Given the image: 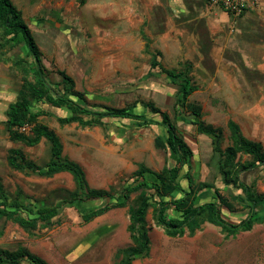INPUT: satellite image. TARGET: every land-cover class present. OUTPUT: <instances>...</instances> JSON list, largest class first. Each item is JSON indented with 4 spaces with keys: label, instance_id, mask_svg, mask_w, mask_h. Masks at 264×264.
<instances>
[{
    "label": "rangeland",
    "instance_id": "1",
    "mask_svg": "<svg viewBox=\"0 0 264 264\" xmlns=\"http://www.w3.org/2000/svg\"><path fill=\"white\" fill-rule=\"evenodd\" d=\"M103 1L106 2V0H102L101 4ZM154 1L156 2V0ZM12 2L23 12V17L33 37L43 51L44 66L57 70L56 73H50L52 78L63 81L65 77L58 70L66 71L75 80L77 89L80 91L84 86L83 75L89 62L82 56V47L77 50V45L95 39L99 43L105 36L109 40L127 38L130 35L126 31L129 29L130 18L132 19L133 16L141 18L142 16L133 12V4L140 6V10L146 8L145 5H147L144 4L146 0H119L121 3L115 8L119 21L105 30L101 28V23L97 22V16L102 14L98 9L93 11L90 9L85 24H82L84 21L76 14L65 17V13L58 9L43 6L42 10L35 13L36 6L33 4H38L42 0H12ZM38 20L41 21L40 25L37 23ZM239 20L240 18L237 23ZM41 25H52V27L44 30L41 29ZM153 25L154 23H151L150 27ZM86 26L88 27L83 29ZM230 28L229 24L228 29L230 30ZM75 30L79 32L81 39L72 35ZM69 34H71V39H68ZM242 36L246 38L244 33ZM18 40L21 41L22 37H19ZM94 44L98 45L95 42ZM69 50L73 60L66 58ZM59 51L61 55H58ZM2 53L4 61L0 59V86L1 89H4L2 92H6L8 96L0 95V154L3 156L0 157V182L11 197L9 202H13L12 200L17 198L19 190L22 192L20 200L23 202L34 201L35 203L36 201L39 202V205L43 202L50 205L63 202L68 199V193L76 187L71 174L64 172L52 178L36 174L25 175L11 169L7 164L6 156L9 149L14 147L21 148L29 161L44 166L49 160L50 144L42 140L38 146L30 148L21 143L10 141L7 127H4L3 122L8 104L15 99L21 85V75L13 67V61L18 57H25L27 52L24 42H22L15 47L8 46ZM228 53L230 52L228 51ZM233 62L243 69L246 68L249 71V76L253 79L252 94L241 90L244 99L250 101L248 104L253 103L252 109H230L221 94L208 92L210 90L208 88L195 93L190 101L202 107L205 122L223 130L224 149L230 144L227 122L230 117L235 118V116H242L241 114L253 116L252 123H242L241 126L248 137H252L264 146V62L261 64L253 60L246 61L245 58L240 59L237 55ZM144 68V64L139 66L136 75L129 77L136 81L134 83L135 90L126 96H121L122 98L115 101V105L119 107L131 106L135 101L141 103L149 97H153V102L158 107L168 112L172 118L175 117V100L169 101L165 91L150 96L151 90L157 89V86L164 85L165 82L162 78L150 80V76L141 79L142 75L146 73ZM124 78L129 79L127 76H120L119 79ZM195 79L198 84H202L201 78L195 77ZM216 82V86L222 85V82L217 80ZM216 86L212 88H216ZM130 88L133 87L130 86ZM35 105L49 113L47 116L41 117L40 122L46 124L59 136L63 145V155L81 165L92 188L104 190H109L110 187L119 188L132 177L140 164H144L154 171H161L170 161L164 151L155 147V139L160 132L156 126L139 128L131 121L112 119L106 120L110 130H105L103 127H83L78 123L62 126L57 118L69 116L68 111L63 112L43 103ZM140 108L141 106H137L138 110ZM132 109L135 111L134 108ZM246 117L248 118V116ZM156 118L158 119V117ZM238 120L241 119L238 118ZM178 124L182 129L183 136L194 150L193 175L200 181L214 183L230 203L237 207L236 211L240 213L238 215L246 216L247 214L242 213L243 211L238 206L240 197L237 199L238 192L242 194L243 190L237 188L239 190L235 191L231 187H225L226 182L222 181L217 172L219 157L214 153L210 139H207L205 135L197 134L190 125H184L180 121ZM30 133L31 131L27 134ZM199 139L202 141L200 142ZM109 147L113 149L112 153L109 152ZM245 159L248 158L245 157ZM244 181L248 184L254 181L257 192L263 194L264 168L259 171H250ZM241 182H243V178ZM135 196L133 195L131 199H134ZM241 207L243 208V204ZM62 209L61 214L54 219L53 227L39 228L32 233L12 222L4 223L3 220H0V231L3 232L0 235V248L15 250L23 246L53 264H69V256L72 260L76 258L77 264H118L117 251L132 244L127 231L128 207L112 210L91 224H85L82 221L77 208ZM224 213L232 221L241 219L238 215H231L227 210ZM147 220L151 227V253L148 258L139 259L133 264H264V223L256 225L250 232L240 233L231 238H226L219 228L209 223H205L193 237L187 233L182 237L170 238L155 224L152 210L149 212ZM94 241L96 242L93 243Z\"/></svg>",
    "mask_w": 264,
    "mask_h": 264
},
{
    "label": "trees",
    "instance_id": "2",
    "mask_svg": "<svg viewBox=\"0 0 264 264\" xmlns=\"http://www.w3.org/2000/svg\"><path fill=\"white\" fill-rule=\"evenodd\" d=\"M19 37H22L21 41L18 40ZM0 40L1 60L4 57L2 51L8 46L15 47L24 42L27 52L25 57H18L13 61V67L21 75V85L16 101L9 105L7 111L6 129L10 140L30 148L38 146L42 140L50 144L49 160L44 166L29 161L21 148L9 150L8 166L25 175L36 174L48 178L67 172L72 175L76 184L75 189L68 193L67 200L55 205L46 202L39 205L36 201L28 203L20 200L21 190L18 191L20 193L17 194L15 201L9 202L11 197L0 182L2 222H12L32 233L39 228L53 227L54 219L61 214L62 208H77L82 221L90 224L112 210L128 207L127 230L132 245L117 251L118 264H133L135 260L150 256L151 227L147 216L151 210L155 224L170 238L182 237L187 233L193 237L205 223L214 225L226 238H231L240 233L250 232L256 225L264 223V193L257 192L254 181L250 184L244 181L250 171L264 168V146L248 139L240 125L229 120L227 126L230 144L223 148V130L205 122L202 107L190 101V97L199 87L188 68L178 71L162 70L168 81L178 88L175 97V117L172 118L169 113L151 103L143 106L148 115L136 114L130 108L91 105L84 94L76 90L73 78L64 71H60L65 77L63 81L57 83L52 81L51 72L43 64L42 51L22 12L12 0H0ZM159 55L157 53L151 63L154 69L161 67ZM37 103L66 109L69 116L58 118L62 126L78 123L83 127H103L108 130L110 128L106 123L107 119L135 121L139 128L156 126L160 132L156 136L155 147L164 151L171 162L166 163L161 171H154L140 164L132 177L119 188L110 187L109 190L92 188L81 165L63 155V145L55 131L40 122V118L49 113L38 108L35 105ZM183 117L185 124L192 126L198 134L205 135L212 141V149L219 157L218 175L226 182L224 184L226 188L243 190L242 194L238 192L237 199L240 197L238 206L242 213L247 214L246 216L238 215L240 213H237V207L230 203L214 183L200 181L193 175L194 153L177 121ZM26 125L31 126L30 134L18 130ZM133 195L136 196L131 199ZM226 210L231 215L240 216L241 219L238 221L228 219L224 213ZM2 234L0 231V235ZM0 264L49 263L26 247L20 246L15 250L0 248Z\"/></svg>",
    "mask_w": 264,
    "mask_h": 264
},
{
    "label": "crops",
    "instance_id": "3",
    "mask_svg": "<svg viewBox=\"0 0 264 264\" xmlns=\"http://www.w3.org/2000/svg\"><path fill=\"white\" fill-rule=\"evenodd\" d=\"M153 1L154 0H146L147 3H144L147 4L145 5L146 8H142L141 10L139 8L140 6L133 4L135 10H133V12L142 16L141 18L136 16H133L132 19L130 18L129 29L126 30L130 35H128L127 38L109 40L105 36L101 38L99 43L97 39H95L94 41H85L84 43H81V45H77V50L82 47V56L89 62V64L86 71L84 69V86H82V91L77 89V84L76 90L84 94L87 101L96 107L108 106L124 108L116 106L115 101L122 98L121 96H126L135 90L136 87L134 83L136 81L129 77L135 76L138 67L143 66L144 64V71H146V73L142 75L141 79L150 76V80L162 78L165 82L164 85H159V87L157 86V89L154 88L151 90L150 96L155 93L161 94L165 91L166 95H168L169 101H171L173 99L175 100L178 88L168 81L162 70L178 71L182 69L187 70L188 68L191 77L199 87L195 93L202 92V89L206 90V88H208L210 89L208 92H217L219 95L221 94L230 109H252L253 103L248 104L250 101L244 99L243 95H241V90L244 92L248 91L252 94L253 79L249 76V71L246 70V68L243 69V67L236 65L233 61H235L237 55L238 58H245L246 61L253 60L260 62L261 64L264 62V0H260L257 9L249 10L242 14L239 17V23H237L239 18L234 17L226 10L221 8L209 10V0ZM101 2L102 0H42V2L38 4H33V6H36L35 13L42 10L44 6L46 8L63 11L65 17L76 14L84 21L82 24H85L90 9L92 11L98 9L102 14L101 16H97V22H100L101 28L106 30L109 27H112L116 21H119L118 13L115 8L119 6V3L121 2H119V0H106V2L103 1V4H101ZM37 23L40 25L41 21L38 20ZM151 23H154L153 27H150ZM229 24L231 26L230 30L228 29ZM51 27L52 25H41V29L44 30H48ZM87 27L88 26L83 29H86ZM239 27L240 30H238ZM133 33H136V35H133ZM243 33L246 35V38L242 36ZM70 35L71 34L68 36ZM72 35L81 39L79 38V32L76 30ZM69 38L71 39V36L68 37V39ZM63 41L65 42L64 39ZM94 42L98 45L94 44ZM52 45L54 46L55 44ZM48 46L51 47V45ZM52 48L54 49V47ZM228 51L230 53H228ZM60 53L61 52L59 51L58 55ZM157 53L160 54L158 56V61L161 63V67L154 69L152 68L151 63ZM42 54L44 55L43 51ZM67 57L73 60L70 56V50L66 54V58ZM63 60H65V58H63ZM47 70L54 73L57 72L56 69L50 67L47 68ZM120 76H127L129 79L124 78L120 80ZM50 77L52 81L56 83L60 82L54 80L51 75ZM195 77L201 78V85L197 83L198 81ZM216 80L222 82L224 87H221L222 85L216 86ZM130 86L133 88H130ZM215 86L216 88H212ZM18 90L16 94H18ZM2 91H4V89H1L0 86V95L8 96L6 92L3 93ZM16 99L17 95L13 101L9 102L8 107L11 103H14ZM136 103L138 102L135 101L131 106H125V108H130L131 110L134 108L135 111H133L136 112V114L148 115L149 113L143 108L144 104L151 103L158 107L156 103L153 102V97H149L147 100H144L137 105ZM175 104L176 100L174 103V109ZM137 106H141V108L138 110ZM8 107L5 112V120L3 122L4 127L6 126L8 118ZM56 109L67 112L66 109ZM241 115L242 116H235V118L230 117L229 120L238 123L243 134L253 141L254 139L248 137L241 126L242 123H252L253 116L251 114L244 116L243 114ZM246 116H248V118ZM238 118L241 120H238ZM184 120L185 118L183 117L178 121L187 125L184 123ZM131 122L134 124L137 123L135 121ZM205 137L209 139L207 136ZM199 141L201 142L202 140L199 139ZM211 143L212 141L210 140V145L212 146ZM191 149L194 153L192 147ZM109 152H113V149L110 147ZM1 156L2 155L0 154V157ZM105 215L95 219L93 222L99 220ZM95 242L96 241L93 243ZM69 257V264H77L75 262L76 258L72 260ZM45 260L49 264H53L47 259ZM136 261L137 260L133 263Z\"/></svg>",
    "mask_w": 264,
    "mask_h": 264
},
{
    "label": "built area",
    "instance_id": "4",
    "mask_svg": "<svg viewBox=\"0 0 264 264\" xmlns=\"http://www.w3.org/2000/svg\"><path fill=\"white\" fill-rule=\"evenodd\" d=\"M259 2L260 0H209L208 9L221 8L230 12L234 17H238L246 11L257 9ZM18 130L22 133H28L31 131V126L26 125Z\"/></svg>",
    "mask_w": 264,
    "mask_h": 264
}]
</instances>
